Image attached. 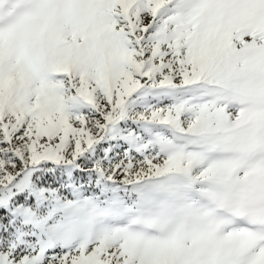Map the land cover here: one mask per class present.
<instances>
[{"label":"snow or ice","instance_id":"obj_1","mask_svg":"<svg viewBox=\"0 0 264 264\" xmlns=\"http://www.w3.org/2000/svg\"><path fill=\"white\" fill-rule=\"evenodd\" d=\"M0 264H264V0H0Z\"/></svg>","mask_w":264,"mask_h":264}]
</instances>
